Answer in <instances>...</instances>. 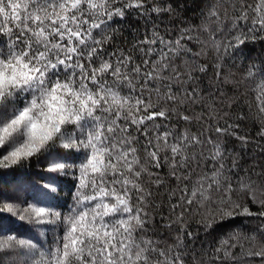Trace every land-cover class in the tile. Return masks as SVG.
I'll return each instance as SVG.
<instances>
[{"label":"snow or ice","instance_id":"6c2138e0","mask_svg":"<svg viewBox=\"0 0 264 264\" xmlns=\"http://www.w3.org/2000/svg\"><path fill=\"white\" fill-rule=\"evenodd\" d=\"M179 8L175 0H0V249L13 254L0 264H185L182 249L195 239L184 230L193 205L206 209L200 223L210 229L237 213L259 220L240 257L221 241L224 255L214 249L210 264H227L229 256L231 264H264V172L254 180L235 159L226 166V145L213 132L223 135L239 123L224 120L212 95L206 104L203 89L193 86L191 29L166 40L154 24L131 48L108 50L116 17L126 20L133 11L147 24L145 14ZM232 13V30L246 29L236 45L242 35L264 33V0H237ZM235 51L252 61L243 80H259L264 113V58ZM230 80L241 87L224 76ZM193 119L204 122L199 131L188 127ZM258 135L264 138V125ZM202 162L205 170L193 181V165ZM166 178L176 181L168 192V223L179 225L172 244L148 235L154 186ZM65 187L72 198L61 203ZM251 203L260 211L253 213ZM45 229L56 232L54 243L41 239Z\"/></svg>","mask_w":264,"mask_h":264},{"label":"trees","instance_id":"16d2710c","mask_svg":"<svg viewBox=\"0 0 264 264\" xmlns=\"http://www.w3.org/2000/svg\"><path fill=\"white\" fill-rule=\"evenodd\" d=\"M236 2L237 0H175V3L180 5L175 14L166 12L157 16L153 12L150 17L145 14L149 20L147 24H145V19L136 12L129 11L126 20L121 21L119 17H116V23L111 25L112 29L118 28L119 30L116 32V40L110 42L111 46L108 50L111 51L117 45L124 49L131 48L138 40L143 39L145 28H147L149 36L151 35L154 24L157 26V31L162 34L167 33L166 40H175L181 29L190 28L191 32L186 34L192 37L190 41H187L188 47L192 49L189 58L192 57L193 53L197 54L193 61V75L196 81L193 86L203 89L202 95H205L206 104L209 102L207 94L212 95L216 106L222 107L223 111L227 113L224 120H228L232 124L239 123L238 129H229L219 136L213 132V136L220 143L226 145V166H230L235 159L241 174L247 172L255 180L257 174L264 172V138L258 135L261 126L264 125V113L259 111L260 90L257 88L259 80L257 79L255 82L243 80L247 65L252 61L251 59L242 60L240 53L236 52L235 48L243 47L244 53L249 58H257L256 62H258L260 58H264V33H258L255 39L252 38L251 34H248L247 39L242 35L240 39L243 40V45H236L235 37L237 34L246 32L243 27L235 31L232 30V5ZM248 2L254 3L255 0H248ZM167 3L168 0H165V5ZM209 12L218 13V17L216 15L210 17ZM225 13H227V17ZM214 34L215 41L219 42L218 50L212 39ZM230 38L232 46L226 47ZM183 59L182 56L181 60ZM201 65H204L206 69L203 72ZM218 68L221 70L219 76H217ZM228 74L241 82L239 89H236L231 80L225 83L224 76ZM241 110L245 113L243 118L239 116ZM200 111L201 106L198 104L195 107V112L199 113ZM224 120L220 123L221 127L225 126ZM203 123V121L198 122L193 119L188 127L194 132L199 131ZM185 126L184 122L178 125L180 129ZM233 131L238 134L233 135ZM204 135L207 136L206 130ZM243 137H247V143L241 139ZM207 165L210 169L212 165L210 159L207 161ZM204 170L203 162L200 167L193 165L192 180L194 181ZM167 171L165 165L161 175ZM175 185L174 178H166L163 187L157 189L154 186L152 209L155 211L152 212L150 209L152 219L148 222V235L158 241H166L168 244L175 241L176 229L179 227L175 222L171 226L168 223L171 207L168 192ZM71 198V192L67 187L59 193L61 203L70 202ZM196 207L193 205V211L186 216L187 227L184 230L193 233L195 239L189 237L186 240L188 248L182 249V251L187 252L185 264H197L198 261L201 264H210V261L215 259L213 250L217 248L220 249V255L223 256L224 248L221 247V241H225L226 247L237 257L242 255V248L247 250L249 241L244 239V236L251 235L252 229L259 226V220L248 219L243 213H237L230 224L210 229L200 223L201 216L206 209L197 211ZM250 208L253 213L260 211L258 203H251ZM217 223L219 221H215L214 225ZM242 225L247 227H244L239 234H233V230L239 229ZM21 231H25V229H21ZM43 231L47 232V236L42 235L41 239H47L48 243H54L56 232L47 229ZM154 233L155 235H153ZM59 235L63 236V224L59 226ZM137 235H141V233L137 232ZM233 245H235L234 248ZM12 255L11 252L6 255L4 250L0 249V260H6L8 256ZM231 262L232 257L229 256L227 264H231Z\"/></svg>","mask_w":264,"mask_h":264}]
</instances>
